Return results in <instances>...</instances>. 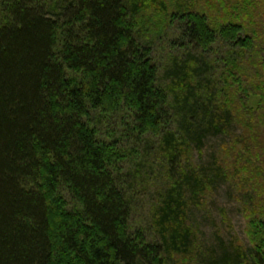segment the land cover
I'll return each instance as SVG.
<instances>
[{
  "label": "trees",
  "instance_id": "1",
  "mask_svg": "<svg viewBox=\"0 0 264 264\" xmlns=\"http://www.w3.org/2000/svg\"><path fill=\"white\" fill-rule=\"evenodd\" d=\"M169 1L0 0V264H172L187 256L189 210L226 177L191 167L192 147L230 128L244 107L258 116L252 97L264 109V19L251 29L242 18L264 0H206L221 11L228 5L227 20ZM155 12L162 22L179 18L173 43L188 52L168 69L171 85L141 35ZM220 43L246 59L230 64L239 79L227 98L202 78ZM253 141L222 157L221 170L264 150ZM146 202L149 233L133 226ZM243 246L219 264H264V236Z\"/></svg>",
  "mask_w": 264,
  "mask_h": 264
},
{
  "label": "rangeland",
  "instance_id": "2",
  "mask_svg": "<svg viewBox=\"0 0 264 264\" xmlns=\"http://www.w3.org/2000/svg\"><path fill=\"white\" fill-rule=\"evenodd\" d=\"M189 1H180V6L210 13L216 18L223 16L224 20L233 19L227 15L232 12L228 5L221 7L228 10L221 11L211 8L206 0L204 3L198 0ZM177 3L178 0H170L169 7L177 8ZM258 7L259 5L255 6L254 10L245 7L246 11L242 13V18L250 22L245 21V27L251 26L249 28L254 29L253 24L264 19V6L259 7L263 14L261 17H258ZM153 15L150 27L147 30L143 29L141 35H145L147 44L153 47L161 80L171 85L170 78H166L168 69L174 66L176 59L183 61L188 52L184 46L180 47L173 43V40L180 37L179 18L171 22L167 19L162 22L163 17L156 12ZM231 49L228 44H217L208 55L209 72L202 74L206 83H209L206 77L211 76L213 83L218 86L219 95L223 98H227L224 89L231 90L232 84L236 85L237 77L239 79L234 66L230 64L236 60L246 61L242 54H231ZM261 105L262 101L258 97H252L249 106L256 110L258 116H254L247 107H244L236 112V118L230 128L223 132H207L202 143L192 147L191 167L207 174L217 171L226 174V177L222 180L214 179V183L203 194L201 204L191 206L188 221L194 234L192 245L188 248L187 256L176 258L172 264H219L222 257L233 255L232 250L235 246L242 244L248 249L252 243L258 242V239L264 236V150L259 152L256 148V155H249L248 152L245 155H238L239 159L236 162L238 166L229 164L227 166L229 172L225 171L226 168L222 171L220 165L223 163L222 157L228 160L231 153L245 149V144L247 148L250 146L252 149L255 148L254 139H258V145L264 147V109L260 111L261 113L257 110ZM223 150L227 152L224 155ZM64 198L65 202L71 199L68 195ZM146 203L134 214L133 226L136 229H145V232L149 233L150 209L148 202ZM53 206H56V203ZM70 207L73 208L71 205Z\"/></svg>",
  "mask_w": 264,
  "mask_h": 264
}]
</instances>
